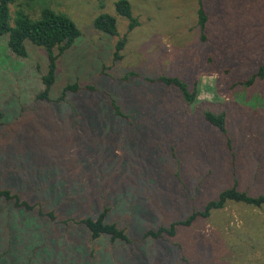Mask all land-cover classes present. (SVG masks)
I'll return each instance as SVG.
<instances>
[{"label":"rangeland","instance_id":"obj_1","mask_svg":"<svg viewBox=\"0 0 264 264\" xmlns=\"http://www.w3.org/2000/svg\"><path fill=\"white\" fill-rule=\"evenodd\" d=\"M116 1L23 0L30 17L49 8L81 32L57 59L50 101L35 100L45 51L26 42L27 56L15 59L0 38V190L33 208L0 199V264H264V208L228 203L169 241H138L202 211L238 175V189L264 195V79L234 87L264 65V0H202L204 42L196 0H128L138 22L128 35ZM101 14L126 35L121 61L112 60L118 38L94 29ZM159 76L197 80L192 107L183 110L176 88L146 82ZM74 83L82 90L58 101ZM106 95L125 106L127 121ZM207 110L226 114V136L206 123ZM104 208L132 244L92 240L76 224Z\"/></svg>","mask_w":264,"mask_h":264},{"label":"trees","instance_id":"obj_2","mask_svg":"<svg viewBox=\"0 0 264 264\" xmlns=\"http://www.w3.org/2000/svg\"><path fill=\"white\" fill-rule=\"evenodd\" d=\"M196 2V26L199 30V38L204 42L207 39L206 26L208 23V16L206 14L203 1L196 0ZM25 4H27V2ZM22 5L23 0H0V38L7 37L6 46L8 48V51L15 59H22L27 56V50L25 47L26 42L36 47L42 48L45 51L48 64L45 74L41 77L43 89L35 97V100L50 101V92L56 78L57 59L69 48H71L74 42L81 36V32L74 24V22L64 14L57 13L49 8H44L41 9L38 17L33 18L27 15L21 9ZM11 7L14 8V11L12 13L10 10ZM114 10L116 16L123 17L128 21V26L125 34L128 35V33H130L135 27L138 26L137 19L134 17L132 7L128 0H117L114 4ZM93 26L95 30L104 35L118 38L117 20L116 17L112 15L101 14L97 16L93 22ZM126 42V35L118 38L112 57L113 62L121 61V59L123 58L122 52L124 50ZM130 74L131 77L137 78L136 74ZM127 79L128 78H125V80ZM263 79L264 65H261L259 66V69L247 80L235 82L234 87H250L258 80ZM146 82L150 84L158 83L167 88H176L183 102L186 104L182 106L183 110L192 107L199 93L196 89V87L198 86L197 80L193 82L192 87L189 86L186 82L179 79V77L177 76H159L155 79H147ZM84 89L88 90L89 92H96V87L94 86H87ZM81 90L82 88L79 87L77 83L67 85L63 88L61 96L58 97L57 100L62 101L65 99L67 94H76ZM106 97L109 101L110 108L113 111L114 116H116L117 120L127 121L129 116L128 111L123 110L125 106L123 105V108H121L122 105L119 107L118 100L116 101V99L111 95H106ZM179 115L181 116V114ZM77 117L78 116H76V118ZM3 118L4 116L0 111V126L2 125ZM78 118L76 120H78ZM204 120L207 124L218 130L222 135H227V118L225 113L216 114L211 110H207L204 112ZM71 133L72 132H70V134ZM77 136L81 138V145L77 148H79L80 152H82L80 148L87 145L88 137L84 132H81ZM68 138L69 136L62 139L63 142L61 145H63V147H66L68 145ZM89 144L92 143L89 141L88 145ZM227 145L228 148H230L229 140ZM83 154L86 155L87 152H83ZM232 174L233 177L236 172L233 171ZM240 177L241 176L239 175L237 176L238 179ZM237 180L231 187L220 192L216 199L209 201L204 206V209L202 211H195L183 220L172 222L168 226H159L155 230H146L141 235V238L138 241H144L146 239H152L154 241H169L176 236L177 232L180 229L190 228L196 219H206L210 216L212 211L222 210L228 203L239 204L248 207L251 210L263 209L264 195L254 196L248 194V192L245 190H241L240 188L239 190L238 185L240 184V182H238ZM230 184L232 183H229L228 185ZM0 199H3L7 203L12 202L14 208L16 209L22 208L27 212L33 211L32 206L28 202L21 200L17 195L12 194L9 190H0ZM108 212L109 208H104L96 218H83L76 224L82 227L92 240H97L102 236H106L111 242L132 244L133 242L127 236L124 229L119 228L115 223L106 222ZM49 216L51 217V214H49ZM56 257L57 256H52V261L56 260ZM84 257L85 255L83 253L82 258ZM57 258L59 259L60 257Z\"/></svg>","mask_w":264,"mask_h":264}]
</instances>
